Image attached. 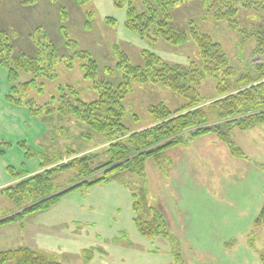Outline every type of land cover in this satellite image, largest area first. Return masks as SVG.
I'll return each instance as SVG.
<instances>
[{
    "label": "rangeland",
    "instance_id": "rangeland-1",
    "mask_svg": "<svg viewBox=\"0 0 264 264\" xmlns=\"http://www.w3.org/2000/svg\"><path fill=\"white\" fill-rule=\"evenodd\" d=\"M243 2L238 3L237 15L229 22L214 21L200 0H179L172 10L175 27L188 30L193 25L222 45L237 74L231 77L232 83L246 71L254 73L253 67L264 64V54L253 51L256 39L251 36L252 31L264 24V0ZM107 18L114 19L115 25L107 24ZM126 23L127 6L117 7L114 0H93L84 6L76 0H30L27 4H20V0H0V30L9 34L16 51L33 55L35 45L30 35L39 28L56 45L57 78L42 80L45 97H39L36 92L30 94L39 104L49 101L48 96L57 87L67 85L78 90L85 101L98 97L93 83L84 79L82 61L71 60L75 50L88 52L98 64V77L114 85L119 82L121 71L111 76L104 71L107 67L116 68L118 51L127 54L133 65H143V50L170 64L188 66L200 62L193 41L174 46L162 39H143ZM236 26L239 29L233 28ZM64 32L76 46L66 44ZM7 77V70L0 65V141L8 143L6 146L0 143V252L22 247L37 249L63 264H263L264 224L256 228V221L264 205V125L232 132V140L246 158L233 156L225 143L214 135H206L188 146L170 150L175 173L170 163L160 169L154 161L147 163L150 204L168 215L172 242L165 238L151 239L143 236L137 227L131 192L116 182L90 190L79 189L90 177L77 179L75 171L70 169L55 175L54 192L30 200L22 207H17L2 192L22 179L61 164L49 163L47 168H40L45 147L60 151L66 164L77 156L70 157L69 152H64L67 144H75L78 157L101 152L108 146L101 135L93 136L92 141H82L80 135L86 129L73 120L64 121L70 132L55 136L52 145V134L47 132L43 121L30 116L28 106L7 100L11 87ZM27 79L23 75L20 81ZM198 92L214 97L215 82L205 80ZM161 102L174 110L186 100L160 85L135 84L133 92L124 99V124L132 131L149 127L153 121L148 108ZM27 153L33 156L28 157ZM58 158L54 156L52 161ZM95 160L103 163L107 156H102L103 162ZM97 163L93 166L97 167ZM109 168L112 166L97 171V175ZM17 174L22 175L17 177ZM64 193L68 194L49 210L26 214L37 204ZM100 208L112 209L96 210ZM64 210L67 213L60 214L58 219H64L61 224L70 229H66L65 236L56 235L50 222L54 223V217ZM39 214H45L42 219L49 220L40 223L36 217ZM83 215L100 219L88 225ZM36 227L38 230L34 231ZM173 247L180 250L179 258L174 255Z\"/></svg>",
    "mask_w": 264,
    "mask_h": 264
},
{
    "label": "trees",
    "instance_id": "trees-1",
    "mask_svg": "<svg viewBox=\"0 0 264 264\" xmlns=\"http://www.w3.org/2000/svg\"><path fill=\"white\" fill-rule=\"evenodd\" d=\"M92 1L76 0L80 6ZM114 1L117 7L127 6L126 25L132 32L143 39H162L174 46L193 41L199 51L200 62H191L188 66L170 64L155 53L143 50V65H133L127 54L118 51L116 68L107 67L104 71L110 76L115 71H121L120 80L114 85L110 80L98 77V64L88 52L75 50L71 60L77 58L82 61L84 79L93 83L98 97L93 101H85L78 90L67 85L57 87L56 92L48 96L49 101L39 104L30 94L36 92L39 97H45L47 93L42 80L53 81L57 78L55 66L59 62V55L56 45L48 38L47 32L39 28L30 35L34 41L35 53L28 55L23 51H16L9 34L0 30V65L7 70V78L11 84L7 100L14 105L28 106L30 116L43 121L48 128L47 132L52 134V145L56 142L55 136L70 132V128L64 125V121L69 120L86 129L80 135L82 141H92L93 136L101 135L108 144L101 152L81 157H78L75 144H67L64 152H69L70 157L77 156L66 164L62 162L63 154L60 151L45 147L40 168H47L49 163L61 164L22 179L16 186L2 192L17 207H22L30 200L36 201L54 192L55 175L73 169L77 179L90 177L79 189L90 190L97 185L112 182L127 187L132 195L135 222L141 234L151 239L165 238L172 242L166 217L150 204L147 163L154 161L161 168L169 162L168 152L171 149L188 146L206 135H214L217 140L225 143L233 156L246 158V154L232 140V132L235 129L248 131L264 125V64L253 67L254 73L246 71L232 83L231 77H236L237 74L220 43L193 25L188 30L174 26L172 10L179 0ZM200 2L214 21L229 22L237 15L238 3L243 0ZM63 14L66 12L63 11ZM106 22L109 25L116 23L112 18H107ZM233 28L239 29L237 26ZM251 33L256 39L254 53L264 54V24ZM64 35L66 44L76 46L66 32ZM67 66L72 67L73 64ZM23 75H27L29 80L20 81ZM205 80L215 82L214 97H205L198 92V87ZM135 84L160 85L183 97L186 103L174 110L163 102L150 106L148 113L153 124L145 129L132 131L123 122L126 114L124 99L133 92ZM0 143L8 145L6 142ZM51 151L54 153H50ZM103 155L107 156L104 162L101 161ZM27 156L33 155L27 153ZM54 156L59 158L52 161ZM95 159L103 163H97ZM93 163L98 166H93ZM111 166L112 168L97 175V171L101 172ZM67 194L41 202L26 214L43 213L58 204ZM263 224L264 205L256 221V228ZM173 249L174 255L179 258L180 250L177 247ZM11 261L16 264H63L47 252L25 247L0 252V264ZM261 261L264 264V255H261Z\"/></svg>",
    "mask_w": 264,
    "mask_h": 264
},
{
    "label": "crops",
    "instance_id": "crops-1",
    "mask_svg": "<svg viewBox=\"0 0 264 264\" xmlns=\"http://www.w3.org/2000/svg\"><path fill=\"white\" fill-rule=\"evenodd\" d=\"M27 2H30V0H20V4H25V3H27ZM213 140L215 139V138H212ZM197 140V139H196ZM191 143H194V141L193 142H191ZM190 143V144H191ZM174 149V148H173ZM172 150V149H171ZM170 152V151H169ZM169 152H168V159H169V162L168 163H170L171 165H172V171L175 173V168H174V162H173V159L169 156ZM156 165V164H155ZM157 169H160V167L157 165ZM164 169V168H163ZM106 188H108V187H106ZM106 188H104V189H106ZM150 188H151V185H150ZM93 190V189H92ZM91 192H93V191H91ZM90 192V193H91ZM106 210V209H112V208H100V209H96L97 211H103V210ZM163 209V208H162ZM93 210H95L94 208H93ZM59 213V216L57 215V216H53L54 218H55V222L54 223H52V222H50V227H51V229H52V231L53 232H56V235H58V234H62V235H64L65 236V233H67L68 231H66V229H70L68 226H66V224H61V222L64 220V219H62V218H60V219H58L59 217H60V214H62V215H65L66 213H67V211L66 210H64V212L63 211H61V212H58ZM164 213V215L166 216V220H169V218H168V215L165 213V212H163ZM46 214V213H45ZM45 214H39L38 216L36 215V217H37V219L39 218L40 219V223H43L44 222V224L46 223V220H49V219H42V218H44L43 216H45ZM53 214V213H52ZM70 214H72V213H70ZM52 217V216H51ZM100 218L99 217H96V216H84L83 215V220H85V221H87V224L89 225L90 223H91V221H93V223H95L96 224V222L99 220ZM36 220V219H35ZM76 222H78V221H74L73 223H76ZM170 223V222H169ZM48 224V223H47ZM79 224V223H78ZM58 225H61L59 228H58ZM170 225V224H169ZM43 225H41L40 227H42ZM78 227V226H77ZM80 227H83V226H80ZM41 229V228H40ZM36 230H38V227H36V229L34 230V231H36ZM64 231H66V232H64ZM74 236V235H73Z\"/></svg>",
    "mask_w": 264,
    "mask_h": 264
}]
</instances>
